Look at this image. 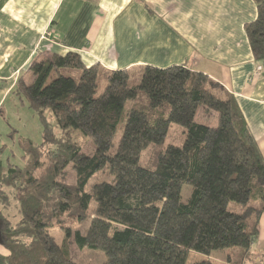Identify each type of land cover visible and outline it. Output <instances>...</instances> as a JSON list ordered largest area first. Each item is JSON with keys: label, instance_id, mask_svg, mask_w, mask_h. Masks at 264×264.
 <instances>
[{"label": "trees", "instance_id": "16d2710c", "mask_svg": "<svg viewBox=\"0 0 264 264\" xmlns=\"http://www.w3.org/2000/svg\"><path fill=\"white\" fill-rule=\"evenodd\" d=\"M254 2L257 16L245 31L260 62L264 0ZM29 70L33 82L21 78L15 93L40 116L43 144L20 139L19 167L4 164L0 138V205L12 198L19 217L14 225L0 212V245L9 252L0 264H78L72 243L103 252L105 264H213L211 255L223 250L224 264L252 260L264 213V158L234 96L185 65L107 71L69 52L35 60ZM141 98L147 104L130 110L114 147L125 104ZM201 110L217 114L216 126L197 121ZM174 131L180 139L169 142ZM77 132L92 140L93 155L83 152ZM149 150L154 155L143 164ZM69 167L74 183L65 181ZM104 171L113 181L87 189ZM184 186L193 189L186 203ZM51 221L61 222L62 243ZM86 222V232L75 229ZM193 254L205 259L190 262Z\"/></svg>", "mask_w": 264, "mask_h": 264}, {"label": "crops", "instance_id": "0c3cea01", "mask_svg": "<svg viewBox=\"0 0 264 264\" xmlns=\"http://www.w3.org/2000/svg\"><path fill=\"white\" fill-rule=\"evenodd\" d=\"M256 16L254 0H0V138L32 63L76 52L107 71L185 65L205 74L234 96L264 158V61L245 31ZM251 256L247 264L264 261V213Z\"/></svg>", "mask_w": 264, "mask_h": 264}, {"label": "rangeland", "instance_id": "374dc122", "mask_svg": "<svg viewBox=\"0 0 264 264\" xmlns=\"http://www.w3.org/2000/svg\"><path fill=\"white\" fill-rule=\"evenodd\" d=\"M27 81H30V78H27ZM31 82V81H30ZM33 82V81H32ZM31 82V83H32ZM30 83V84H31ZM101 90L103 89V83L101 82ZM101 92V91H100ZM145 98V97H144ZM147 104V101L141 98L140 100L134 102V101H129L125 104V110L123 114V119L121 120V123L118 126L117 133L114 137V147L117 146L119 143L123 129L125 126L126 118L130 110L133 108H141L145 107ZM7 107L9 110V122L3 121V123L7 126L6 132H4L3 136V142L7 145V150L4 152L2 156V160L4 164H7L8 161H10L12 164L17 165L19 167H23L24 165V159H23V152L20 149L19 146V140L24 139V140H31L35 145L40 146L43 144V134H44V129H43V124L40 119V116L36 114L28 104L25 105H19L18 107L11 106V102L9 101L7 103ZM47 121L52 124L55 134L59 135L60 130L56 126V122L50 113H47ZM209 117H206L205 113L201 110L199 114L197 115V121L203 124H209L212 126H216V115L213 113H210L208 115ZM4 125V128H6ZM173 128H178L180 131V127H172ZM14 130L16 133L11 136L8 135V133ZM13 136V137H12ZM74 139L78 142L80 147L82 148L83 152L86 153L87 155H93L95 153V147L93 145L92 140L84 137L80 132L74 133ZM180 139V135L178 132L174 131L171 132L169 142H178ZM46 149V150H45ZM43 150V152L47 154V147ZM154 155V152L149 150L145 152L142 156V162L143 164H146ZM45 156V157H46ZM66 175H65V181L68 183H74L75 182V173L72 170L71 167H69L66 170ZM109 182L111 183L113 181V177L110 176L108 171L100 172L99 174L95 175L91 180L89 181L87 185V189L91 188L92 185L95 183H100V182ZM192 187L190 186H184L182 189V201L184 203L188 202V200L191 197L192 194ZM7 194L11 195V191L6 189ZM12 202L10 206L5 207L4 205H0V212L2 213L3 217L9 219L12 224H16L19 221V217L17 216V210H18V205L16 204V201H14L11 198ZM236 205H231L230 209L234 210ZM62 225L69 227L70 226V221L65 220V222H62ZM89 226V222H86L83 225H76L75 229H81L83 232H86L87 228ZM52 234L56 237L57 241L62 243V240L64 239V233L61 230V222H56V221H51V228H50ZM0 252L7 253L8 251L3 248L0 245ZM71 254L72 258L74 261L78 264H105V256L103 252L101 251H91L88 249H79L74 243L71 245ZM227 251H216L214 252L210 260H212L213 264H224L225 259H226ZM204 258V256L198 255V254H193L190 258V262L196 261L197 259Z\"/></svg>", "mask_w": 264, "mask_h": 264}, {"label": "built area", "instance_id": "2783aa9c", "mask_svg": "<svg viewBox=\"0 0 264 264\" xmlns=\"http://www.w3.org/2000/svg\"><path fill=\"white\" fill-rule=\"evenodd\" d=\"M261 71H262L261 67H258V68H257V72H256L255 75L258 76V75L261 73Z\"/></svg>", "mask_w": 264, "mask_h": 264}]
</instances>
